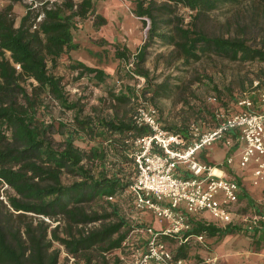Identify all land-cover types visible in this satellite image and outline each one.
I'll return each mask as SVG.
<instances>
[{
  "label": "trees",
  "instance_id": "16d2710c",
  "mask_svg": "<svg viewBox=\"0 0 264 264\" xmlns=\"http://www.w3.org/2000/svg\"><path fill=\"white\" fill-rule=\"evenodd\" d=\"M14 1L18 0H10L0 9L2 86L7 92L14 89L19 94H10L7 99H0V183L8 184L15 190V193L8 194V199L19 213L33 211L53 217L54 220L62 217L64 224L60 221L52 226V223L41 219L34 225L31 221L25 225L27 237L24 238L21 228L10 226L0 219V264H68L67 258H62L60 248L54 246L55 241L79 256L84 264H109L110 260L105 252L122 246L132 228L124 210L126 188L130 183V171L124 164L129 162L130 157L124 139L129 131L134 135L150 131L148 126H138L132 117V99L137 95V87L123 82V75L135 78L131 70L126 68L127 61L134 56L133 71L145 77L140 89L141 96L156 104L159 110L158 102L162 98L177 93H181V100L190 104L191 96L196 95L192 89L193 83L203 79H209L214 89L220 88L212 75L207 73L194 72L187 78L183 74L168 72L157 75L145 66L147 48L156 34L167 41L174 40L172 33L158 31L156 18L153 20L149 40L136 52H131L126 45H116V56L120 62L116 71L118 75L112 86L107 82L111 74L104 68L74 59L71 55V51L80 46L74 39L77 17L85 18L93 14L96 26L106 22V17L96 12L97 0L45 1L38 8L31 2L27 4V10L19 24L15 23L13 17ZM156 1L136 0L135 13L140 17H153ZM171 1L184 2L202 9L214 7L218 0H168L166 8L170 7ZM40 14L43 15L38 19ZM181 32L184 40L179 46L159 54L168 69L188 71L193 63L214 55L264 61V48L252 46L243 39L209 35L196 29L181 28ZM100 41L106 42L107 39L101 38ZM65 54L70 59L68 67L77 72V79L86 77L96 84L105 85L114 101L130 102L132 112L106 116L98 114L94 117L81 115L83 105L79 99L70 98L63 84L64 75L56 71ZM124 66L125 72L122 73ZM255 78L260 80L259 85L264 88V69H260ZM217 95L215 97L219 99ZM53 101L65 110L75 111L76 127L66 128L61 119L56 124L50 112ZM221 102L225 107L229 106L227 102ZM206 109L205 106L191 108V112L199 116L194 121L203 122L204 126L210 124V120L204 118ZM211 117L215 119L213 112ZM160 118L162 119L161 110ZM188 119L189 115L184 116L179 126L165 125L186 131L190 125ZM55 130L65 133L59 145L54 143ZM83 131L90 133L98 143L87 148L81 146L78 139ZM108 153L117 158L113 161L119 166L116 170L105 165ZM202 156L205 158L203 152ZM65 172L76 178L65 181ZM228 172L236 173L233 168H229ZM234 176L242 182L238 174ZM107 195L115 196V200L107 199ZM128 198V203L133 204L132 197L129 195ZM92 200L105 202L102 210L89 209L86 202ZM235 209L243 210L239 205ZM98 220L103 222L96 227L85 228L87 223ZM238 228L236 224L219 226L213 221L195 220L192 231L205 232L209 236H224ZM252 235L256 250L263 248L264 240L261 236L264 235L257 238L256 233ZM164 239L170 243L177 241L170 236H164ZM171 247L176 256H191V242ZM95 249L99 250L98 257L93 252ZM117 260L116 257L115 261Z\"/></svg>",
  "mask_w": 264,
  "mask_h": 264
},
{
  "label": "rangeland",
  "instance_id": "374dc122",
  "mask_svg": "<svg viewBox=\"0 0 264 264\" xmlns=\"http://www.w3.org/2000/svg\"><path fill=\"white\" fill-rule=\"evenodd\" d=\"M51 3L54 0H18L13 2V17L16 24H19L22 15L27 10V4L34 2L35 7H40L43 2ZM60 1V0H57ZM10 0H0V9L4 8ZM168 0H157L153 8V17L144 15L138 16L135 11L136 0H97L95 9L96 12L103 14L106 17V22L100 26L94 24L95 16L93 14L88 15L85 18H76V27L74 29V39L80 43V46L71 51V55L74 59L83 60L90 65H98L104 68L111 76L107 79V82L113 86L117 78V67L120 59L116 56V45L128 46L131 52H136L140 46L149 40V33L154 24V18L157 19L158 31L170 32L174 36L173 42L163 39L160 35H155L150 40V45L147 48L145 66L150 68L153 74L162 75L164 73L183 74L184 78L189 77L194 72L207 73L212 75L214 81L217 82L220 90L214 89L213 83L209 79H203L193 83L192 89L195 91V96L190 98V104L180 99L181 93H177L174 96L162 98L158 105L160 106L162 121L167 125L179 126L182 124L184 116L189 115L188 125L194 120H198L197 113H192L191 108L194 106H205L204 118L210 120V124L214 125L216 120L212 119L211 113L215 114L216 111H220L221 108L226 112H232L236 110L237 99L241 97L242 92L248 88L256 74L260 69H264V61L260 59L252 60H240L234 59L223 55H214L212 58L204 57L202 60L193 63L188 71H176L175 69H168L165 67L163 58L159 56L161 52H168L176 45L184 40V35L181 32L182 29H196L204 31L209 35H218L228 38H239L248 42L255 47L264 48V0H218L214 7H203L202 9L193 7L189 4L180 1H171L169 8L165 7ZM43 14H40L38 19ZM170 19V21H166ZM146 21V22H145ZM101 38H106L107 41H100ZM70 62L69 57L65 54L60 59V64L57 67V73L64 75L63 84L65 90L70 98L79 99L80 104L84 109L81 115L96 116V115H113L123 114L125 112L131 113L133 108L130 102L117 103L114 101L105 85L96 84L86 77L77 79V72L70 69L68 64ZM124 65V64H123ZM125 72V66L122 73ZM125 84H138L139 79H132L128 75H123ZM3 80L0 77V99H7L10 94L16 96L18 93L14 89H10L7 92L3 88ZM107 85V84H106ZM219 95L221 101L227 102L228 107H225L222 102L214 95ZM217 95V96H218ZM19 96V94H18ZM51 116L56 120H62L66 124V128L76 127L74 120V110H65L56 102H51ZM230 109V110H228ZM200 123V121H197ZM203 125V122H201ZM175 126V127H176ZM65 130V129H64ZM67 130V129H66ZM54 143L59 145L65 133L55 130L53 133ZM78 143L87 148L92 144L98 142L90 135V133L82 132V136L78 139ZM219 144V142H216ZM215 144V145H216ZM221 147L225 144L220 142ZM223 149H213L209 152L206 159H218L222 156ZM112 156V161L117 160ZM90 165V163H89ZM111 170H116L119 166L112 164L107 166ZM126 167V166H125ZM129 171V168L126 167ZM129 174V173H128ZM248 173L243 174L240 178L246 190H253L254 185L250 182ZM131 175V173H130ZM76 178L75 175L65 172L63 179L70 181ZM251 188H250V187ZM9 193H15V190L8 184L0 183V219L3 223H7L15 228H21L23 237L26 238L25 225L29 222H33L37 225L41 219H44L52 226L61 221L64 224L62 217H58V220H54L53 217L35 213L33 211H26V213H19L15 210L8 199ZM253 205L261 207L264 210V196L259 188H255ZM125 196L129 197V193L126 192ZM127 197L124 199V210L127 217L131 218V214L134 211L133 204H129ZM103 203V204H101ZM86 205L89 209L102 210L105 202H97L96 200L87 201ZM251 216L255 213L254 209L240 210ZM210 219L213 217L209 211L203 213ZM146 218L156 226H161L163 222L154 218L152 214H147ZM103 221H92L85 225L86 229L96 227ZM134 221H132L133 223ZM234 237V242L245 241V247L256 249L255 244L252 241V233L244 229L243 226L238 228L237 232L233 235L221 237H214L211 240L207 237V241L200 242L195 239L191 241V249L189 257L191 260H197L199 264L203 263L208 258L217 257L216 264H218L223 255L228 251L227 238ZM257 238V237H255ZM264 240V236H261ZM170 243V242H169ZM227 243V245H226ZM173 246H177L178 242H171ZM54 246L60 248L62 258L63 250H68L64 245V248L57 241L54 242ZM260 250V249H258ZM69 251V250H68ZM70 252V251H69ZM96 256H99V250H93ZM83 261V260H82ZM102 264V263H101Z\"/></svg>",
  "mask_w": 264,
  "mask_h": 264
},
{
  "label": "built area",
  "instance_id": "2783aa9c",
  "mask_svg": "<svg viewBox=\"0 0 264 264\" xmlns=\"http://www.w3.org/2000/svg\"><path fill=\"white\" fill-rule=\"evenodd\" d=\"M134 61L131 56L126 63L140 81L132 99V117L138 126H148L150 131L137 135L129 131L124 139L130 157L124 164L131 173L126 192L133 200L134 211L129 218L132 228L122 246L105 252L109 264H199L189 257L176 256L164 239L174 237L178 244L193 239L204 242L205 232L192 231L195 220L240 223L249 232L260 234L264 210H255L250 216L235 209L241 200L242 183L228 172L234 154L229 153L221 162L202 156L204 149L216 142H223L230 149L237 147L241 163L254 165L253 184L264 182V88L260 87V80L254 78L242 92L236 110L216 111L214 125L194 121L181 131L165 125L159 107L141 96L145 77L133 71ZM112 156L107 154L106 166H112ZM106 198L115 200L113 195ZM205 211L213 217L205 216ZM147 214L163 224L154 225L147 220ZM63 255L68 264H84L68 250H63ZM205 261L212 264L211 258Z\"/></svg>",
  "mask_w": 264,
  "mask_h": 264
},
{
  "label": "crops",
  "instance_id": "0c3cea01",
  "mask_svg": "<svg viewBox=\"0 0 264 264\" xmlns=\"http://www.w3.org/2000/svg\"><path fill=\"white\" fill-rule=\"evenodd\" d=\"M213 149H223V154L218 159H209L210 161H212V162L224 161L226 156L229 153H233L235 159H234V162L230 165V168L235 169L236 173H232V174L233 175L238 174V176L241 177L243 174L248 173L247 175H248V177H250V182L253 184V182H252L253 174L252 173H253V166L254 165L252 163H249L247 165H244L241 163L240 153H239L237 147H236V149L235 148L230 149L227 146L221 147V144L219 143L216 145L214 144L211 147L205 148L203 153L205 154V156H207V154L209 152H212ZM253 185H254L253 190H251L252 188L250 186L249 187L251 189L246 190V188L244 187V185L242 183V193H241V200H240L239 206L243 210H244V207H246L247 209L249 207V209H254L257 211H263V209L261 207H257L255 205H253L254 193H252V191H254L255 188H259L261 190V192L263 193L262 195L264 196V182H261L258 185H256V184H253ZM250 200L253 202L251 203ZM213 222L219 226H226L227 225L225 223H220L217 221H213ZM262 223L264 225V221H262ZM236 226L240 228L241 224L238 223V224H236ZM237 230H235L234 232H230L224 236H219V235L209 236L206 234L205 241H207V237H210L209 239L211 240L214 237L223 238L225 236L227 237L229 235H233L237 232ZM260 235H264V227H263V230L261 231L260 234H256V237H259ZM227 239H228V242L230 241V243L228 245L226 243V245L229 248L225 249V250H228V251L223 255L222 260L218 264H264V247L261 248L260 250H256V249L245 247V241L244 240L234 242V237H230ZM211 259H212V264H216L217 257H214ZM194 261H197V260L195 259ZM203 263L210 264V262H206L204 260H203Z\"/></svg>",
  "mask_w": 264,
  "mask_h": 264
}]
</instances>
